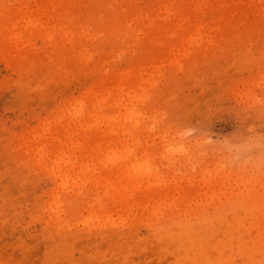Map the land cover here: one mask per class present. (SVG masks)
I'll list each match as a JSON object with an SVG mask.
<instances>
[{"label":"rangeland","instance_id":"rangeland-1","mask_svg":"<svg viewBox=\"0 0 264 264\" xmlns=\"http://www.w3.org/2000/svg\"><path fill=\"white\" fill-rule=\"evenodd\" d=\"M0 264H264V0H0Z\"/></svg>","mask_w":264,"mask_h":264},{"label":"bare ground","instance_id":"bare-ground-1","mask_svg":"<svg viewBox=\"0 0 264 264\" xmlns=\"http://www.w3.org/2000/svg\"><path fill=\"white\" fill-rule=\"evenodd\" d=\"M195 14H196V12H195ZM197 16V15H196ZM194 17H195V15H194ZM225 18V17H224ZM232 19V18H231ZM196 20V19H195ZM194 20V22H196ZM200 20H201V18H200ZM189 21V20H188ZM188 23V22H187ZM229 23H232V22H230L229 21ZM197 24H198V22H197ZM197 24H195V25H197ZM201 24V23H200ZM226 24V23H225ZM181 26V25H180ZM193 26H194V24H193ZM200 26H202V25H200ZM199 26V27H200ZM222 26H224V25H222ZM234 26V25H233ZM196 27V26H195ZM225 27V26H224ZM229 27V26H228ZM183 29L185 28V27H182ZM196 28H198V27H196ZM227 28V27H226ZM179 29V28H178ZM192 30H193V28H192ZM195 30H197V29H195ZM224 30V29H223ZM189 31V30H188ZM197 31H199V30H197ZM179 32V31H178ZM200 32V31H199ZM198 32V33H199ZM159 33V32H158ZM197 33V32H196ZM196 33H194V34H196ZM197 33V34H198ZM186 34V33H185ZM200 34V33H199ZM222 34V33H221ZM158 35H160V34H158ZM150 36V35H149ZM187 36H188V34H187ZM191 36V35H190ZM190 36H188L187 38H189ZM198 37H199V39H200V36L199 35H197ZM159 37V36H158ZM193 37H195V36H193ZM185 38V37H184ZM197 38V37H196ZM211 39V38H210ZM222 39V38H221ZM151 40V39H150ZM161 40V39H160ZM185 40H187L186 38H185ZM195 40V39H194ZM157 41V40H156ZM200 41H201V39H200ZM197 42V41H196ZM210 42H212V41H210ZM209 44V43H208ZM209 46L211 47V45L209 44ZM200 54H203V53H200ZM171 59V58H170ZM177 59V58H176ZM123 82V81H122ZM168 83V82H167ZM123 84V83H122ZM122 84H119V83H117V85L114 87L115 88V90H119V91H121V92H119V94H118V92H117V94H118V99L116 100V103L117 104H119V101L123 98V92H122V90H123V88H124V85H122ZM114 88H112L113 90H114ZM112 92V91H111ZM114 92V91H113ZM110 95V91H108V96ZM107 96V97H108ZM143 96V95H142ZM143 97H145V95L143 96ZM146 97H148V96H146ZM104 98H106V96H103V100H104ZM107 99V98H106ZM102 100V99H101ZM98 101V100H97ZM98 106V105H97ZM127 108V107H126ZM128 109V108H127ZM127 111H129L128 112V114L126 115V121H131V120H133V119H135V118H133L136 114H135V110H133V109H131V110H127ZM125 113V112H124ZM102 116V115H101ZM99 117V116H98ZM96 118V117H95ZM102 118H104V117H102ZM101 118V119H102ZM109 119V118H108ZM113 121H110V119L108 120L109 121V124H108V130L107 131H109L110 133L112 132L113 133V131H115V128L119 125L117 122H118V120H116V119H112ZM125 120V119H124ZM92 124V123H91ZM139 122H136V124H134V125H132L131 127H129V131L128 132H130V133H132L133 131H135V129H136V127L137 126H139ZM85 125V124H84ZM87 125V124H86ZM95 125V124H94ZM119 128V127H118ZM103 131H105V130H103ZM108 132V133H109ZM104 133V132H103ZM109 133V134H110ZM114 134V133H113ZM112 134V135H113ZM96 135V134H95ZM132 135V134H131ZM99 136V135H98ZM89 136H87L86 137V139L88 138ZM97 138V137H96ZM93 139V138H92ZM97 140V139H96ZM124 147H126V146H124ZM112 148V147H111ZM114 151V150H113ZM125 151H129V150H125ZM128 153V152H127ZM117 155V153L116 152H113L111 155H110V161L115 157ZM129 156V155H128ZM122 157V156H121ZM116 162V161H115ZM111 164V163H110ZM105 165V164H104ZM142 165V164H141ZM141 165H135V169L137 170V168H143V167H141ZM146 165H148V164H146ZM143 166V165H142ZM138 169V170H139ZM144 169V168H143ZM137 170V171H138ZM136 171V172H137ZM63 173V172H62ZM145 174H147V173H145ZM61 177V176H60ZM70 177V176H69ZM68 178V175L66 174V173H64V176H63V179H67ZM68 182V181H67Z\"/></svg>","mask_w":264,"mask_h":264}]
</instances>
